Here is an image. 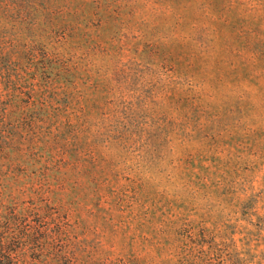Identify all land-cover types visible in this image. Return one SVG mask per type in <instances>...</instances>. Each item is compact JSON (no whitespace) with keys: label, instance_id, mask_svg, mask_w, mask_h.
Returning <instances> with one entry per match:
<instances>
[{"label":"rangeland","instance_id":"374dc122","mask_svg":"<svg viewBox=\"0 0 264 264\" xmlns=\"http://www.w3.org/2000/svg\"><path fill=\"white\" fill-rule=\"evenodd\" d=\"M6 6L0 35L44 55L58 112L15 143L12 190L40 188L93 258L202 264L204 230L264 264V0Z\"/></svg>","mask_w":264,"mask_h":264},{"label":"trees","instance_id":"16d2710c","mask_svg":"<svg viewBox=\"0 0 264 264\" xmlns=\"http://www.w3.org/2000/svg\"><path fill=\"white\" fill-rule=\"evenodd\" d=\"M4 2L7 6L3 10L10 11V5H15L17 0H0V7ZM2 37L0 35V264H129L122 258H93L90 252L85 253L86 244L73 233L61 207L43 197L40 188L22 186L14 192L12 187L17 179L4 176L7 172L2 170L12 167L10 152L18 148L15 143L25 138L23 133L52 134L49 128L56 123L58 112L52 100L47 99L48 82L36 79L39 72L41 75L45 72L44 55L37 59L35 44L21 45ZM38 90L41 96L35 100L33 94ZM60 125L58 122L55 126L59 129ZM28 192L35 197L23 198ZM198 241L196 248L190 251L201 248L199 252L203 254V247L207 246V257L201 258L202 264H213L212 259H220L222 252L225 258L220 259L219 264H237L241 260L238 253L227 251L225 241H216L204 230L199 231ZM194 261L195 258L191 263Z\"/></svg>","mask_w":264,"mask_h":264}]
</instances>
